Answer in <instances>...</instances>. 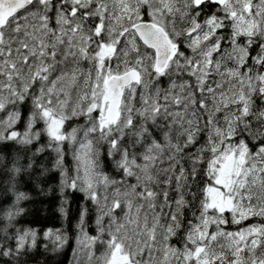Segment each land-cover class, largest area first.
Listing matches in <instances>:
<instances>
[{"label": "snow or ice", "instance_id": "6c2138e0", "mask_svg": "<svg viewBox=\"0 0 264 264\" xmlns=\"http://www.w3.org/2000/svg\"><path fill=\"white\" fill-rule=\"evenodd\" d=\"M0 264H264V0H0Z\"/></svg>", "mask_w": 264, "mask_h": 264}]
</instances>
